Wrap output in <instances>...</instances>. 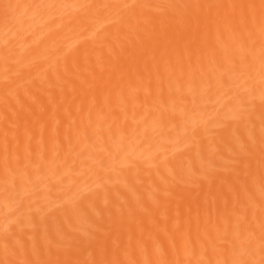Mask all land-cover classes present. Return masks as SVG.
<instances>
[{
  "label": "bare ground",
  "instance_id": "1",
  "mask_svg": "<svg viewBox=\"0 0 264 264\" xmlns=\"http://www.w3.org/2000/svg\"><path fill=\"white\" fill-rule=\"evenodd\" d=\"M0 264H264V0H0Z\"/></svg>",
  "mask_w": 264,
  "mask_h": 264
}]
</instances>
